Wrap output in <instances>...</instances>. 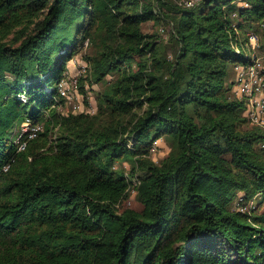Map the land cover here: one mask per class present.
<instances>
[{"label": "trees", "instance_id": "trees-1", "mask_svg": "<svg viewBox=\"0 0 264 264\" xmlns=\"http://www.w3.org/2000/svg\"><path fill=\"white\" fill-rule=\"evenodd\" d=\"M263 24L264 0H0V264H264V128L231 94ZM85 42L95 113L59 89Z\"/></svg>", "mask_w": 264, "mask_h": 264}, {"label": "rangeland", "instance_id": "rangeland-1", "mask_svg": "<svg viewBox=\"0 0 264 264\" xmlns=\"http://www.w3.org/2000/svg\"><path fill=\"white\" fill-rule=\"evenodd\" d=\"M173 3L176 4H180V2H182L183 0H169ZM144 31L148 32V33H156L158 34V38H159V47L162 48L167 54L169 55H173V51H174V42H173V36L171 35V30H172V24L167 21V20H163L159 23L155 22L154 20H150L148 22H146L143 25ZM13 36V35H12ZM11 36V37H12ZM88 45L85 42L84 44V48H83V52L82 53H78L74 56V58L68 63V73L69 76L73 77V76H80L79 74L82 68V66L85 64V57L83 56L84 52L88 49ZM235 74L233 73V77L231 78V81H235ZM109 79L111 78L110 76L108 77ZM103 84L99 83V84H94L93 86L87 85V91H88V95H89V105L86 103V101L84 100V95H82V93H80L79 96L73 98L71 97L66 105V109L65 110H74V111H81V110H86L89 111L91 113H95L97 111V103H96V94L99 90H101L103 88ZM232 89H231V94H233L235 97H243L245 95H243L242 93H238L236 90V82H233L232 85ZM23 97H25L23 95ZM256 94L253 95L252 99L253 102L256 101ZM244 98V97H243ZM246 115H248L247 110L245 112ZM170 144L166 141L165 138L161 137L159 139H157L154 143H153V148H152V158L156 161V162H160L164 157L167 156V154L170 151ZM117 167L120 165H123L126 169H129L130 167V163L129 161L125 160L124 162H117L116 163ZM136 192L132 191L131 196L129 197V199L123 204L124 207H132V208H136V209H141L142 206L139 203V201L137 200L136 196H135Z\"/></svg>", "mask_w": 264, "mask_h": 264}, {"label": "built area", "instance_id": "built-area-1", "mask_svg": "<svg viewBox=\"0 0 264 264\" xmlns=\"http://www.w3.org/2000/svg\"><path fill=\"white\" fill-rule=\"evenodd\" d=\"M199 0H183L180 5L183 7H191ZM264 27V24H263ZM250 45L256 48L258 45V36L254 33L249 34ZM264 57H255L254 60L247 65L236 66V90L239 94L245 95L248 101L247 113L250 121L255 126L264 128ZM85 64L82 66L80 73L85 70ZM80 75V74H79ZM78 76L68 77L63 79L59 84L61 93L68 98L77 96L76 85ZM256 94V101L253 102V95ZM25 99V97H23ZM28 125H24V130H28ZM41 126H35L29 131V136L34 138L38 135ZM25 143L21 145L24 147Z\"/></svg>", "mask_w": 264, "mask_h": 264}]
</instances>
